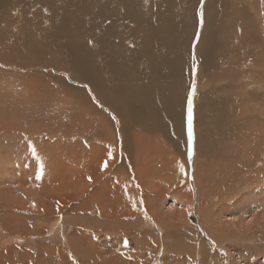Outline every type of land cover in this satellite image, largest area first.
Segmentation results:
<instances>
[{"label":"rangeland","instance_id":"obj_1","mask_svg":"<svg viewBox=\"0 0 264 264\" xmlns=\"http://www.w3.org/2000/svg\"><path fill=\"white\" fill-rule=\"evenodd\" d=\"M194 32L192 45L201 34ZM237 37L228 38L230 45ZM250 54L243 49V67L231 55L218 68L221 80L211 100L214 105L234 100V109L228 102L221 106L230 118L219 117L237 125L221 120L213 155L192 153L194 129L202 132L206 125L189 119L196 108L190 99L210 92L204 86L194 91L193 84L177 122L184 151L167 141L173 149L168 156L158 142L147 144L142 184L130 176L136 166L116 172L111 181L101 175L106 159L124 148L120 142L107 145L109 128L97 120V109H106L94 96L78 102L81 95L67 85L77 87L78 81L66 82L59 73L65 78L57 84L50 72L58 74L60 67L35 60L28 70H18V58L10 56L7 67L1 57L0 264H264V87L257 96L260 104L251 92L261 81L246 67L247 62L257 65L264 74V59L255 49ZM228 82L236 85L227 87ZM241 84H248L247 97L238 90ZM88 107L96 112L95 120ZM88 133H99L93 145L83 138ZM90 196L91 208L82 211Z\"/></svg>","mask_w":264,"mask_h":264},{"label":"bare ground","instance_id":"obj_2","mask_svg":"<svg viewBox=\"0 0 264 264\" xmlns=\"http://www.w3.org/2000/svg\"><path fill=\"white\" fill-rule=\"evenodd\" d=\"M201 2L0 0V58L4 57L7 67L10 66L8 58H18V70H24L31 61H43L45 65L60 67L61 72L58 71V74H64L66 82L78 81L77 87L67 83L79 94V98L81 95L78 102H88L94 96L96 105L100 104L106 111L109 110L108 114L97 109V120L109 128L107 145L114 147L120 142L124 148L106 159V167H102L101 175L111 181L116 172L124 174V171L136 166L139 172H132L130 176L132 179L136 177L138 184H142L146 169L142 151L147 144L158 142L166 147V142L170 141L178 152L184 151V139L179 133L177 122L188 100L187 89L190 88L191 92L193 84L194 91L202 86L210 88V92H204L198 99L192 96L190 104L193 107L196 103V108L191 111L192 119L206 125L202 132L194 129L193 156L195 152L197 157L212 156L213 153H210L215 142V130H220L221 124L230 123L228 120L225 122L224 116L222 123L223 118L220 120L219 117L225 114L222 107L228 105L227 98L215 105L214 98L211 100L212 93L218 90L216 83L221 80L220 69L226 66L227 57L231 55L240 58L239 65L243 67V49L247 51V57L255 49L264 59V0H205L202 7ZM194 28L195 35L201 34L197 44L192 45L190 41ZM234 35H238L235 39L238 42L230 45L228 38ZM219 63L221 67H218ZM246 64L248 72L255 71L254 77L261 81L260 84H254L251 92L254 100L261 104L257 96L262 90L260 88L264 87V74L255 69L257 65ZM262 69L264 71V67ZM41 70L44 71V68L41 67ZM50 73L58 80L57 84L64 81L65 77L58 75L57 71L52 70ZM74 76L77 77L76 81ZM234 80L230 78V81ZM234 84L228 82L225 86L232 87ZM247 85L243 87L241 84L238 89L246 97L249 94V90L246 92ZM232 101L228 103L232 105ZM241 101L240 104L245 102ZM88 109L95 120L96 112ZM198 111L200 115L197 116ZM231 115L225 114L227 118ZM204 132L212 134V137H205L206 133L202 134ZM97 134L83 135L86 144L93 145ZM163 152L169 156L173 149L170 147V150ZM123 177L127 180L126 175ZM128 184L134 187L127 180ZM125 193L129 194V189ZM90 199L91 196L86 199L82 211L87 212L88 207L91 208ZM198 211L202 214L201 210Z\"/></svg>","mask_w":264,"mask_h":264},{"label":"snow or ice","instance_id":"obj_3","mask_svg":"<svg viewBox=\"0 0 264 264\" xmlns=\"http://www.w3.org/2000/svg\"><path fill=\"white\" fill-rule=\"evenodd\" d=\"M189 119L191 120V110H190V113H189ZM105 167H106V165H105Z\"/></svg>","mask_w":264,"mask_h":264}]
</instances>
